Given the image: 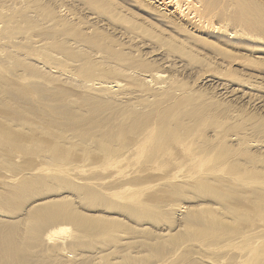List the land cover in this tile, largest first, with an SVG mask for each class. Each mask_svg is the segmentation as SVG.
I'll use <instances>...</instances> for the list:
<instances>
[{
  "label": "bare ground",
  "instance_id": "bare-ground-1",
  "mask_svg": "<svg viewBox=\"0 0 264 264\" xmlns=\"http://www.w3.org/2000/svg\"><path fill=\"white\" fill-rule=\"evenodd\" d=\"M78 1L0 0V264H264V116L178 75L264 110V0Z\"/></svg>",
  "mask_w": 264,
  "mask_h": 264
},
{
  "label": "rangeland",
  "instance_id": "rangeland-1",
  "mask_svg": "<svg viewBox=\"0 0 264 264\" xmlns=\"http://www.w3.org/2000/svg\"><path fill=\"white\" fill-rule=\"evenodd\" d=\"M46 1H47V0H44V2H43V0H42L43 3H46ZM48 1H49V0H48ZM55 1H57L56 4L53 3L54 1L51 2V4L53 3V4L58 5V6H59V5H60V6H61V5L64 6V7H62V9L65 8V10L67 11V13H68V15H69V18H70V17H73V18H71V19H75L74 21L76 22V25L79 26V28H91V27H92V28H96V25L93 24V21L89 19L90 17L94 18L97 22H100L101 24H105L107 21H108V22L110 21V20L108 19V18H109V15H108L107 12H106L107 10L104 9V8H102V10H100V11H94L93 8L90 9L89 7H87V5H84L82 1H81V2L78 1V0H61V1H60V0H59V1H58V0H55ZM113 1H114V0H113ZM117 1H118V0H115L114 3H116ZM118 2H119V1H118ZM60 6H59V7H60ZM59 7H58V8H59ZM58 8H57V9H58ZM101 11H102V13H103V11H105L106 14H107V17H106V15H104V16H100L98 13L101 12ZM103 14H104V13H103ZM100 17H102V18H100ZM72 21H73V20H72ZM39 22H41L42 24L45 23L41 15H39ZM99 26H101V25L99 24ZM99 26L97 25V27H99ZM102 31H103V30H102ZM104 32H106V33H107V32H108V33L111 32V33H112V31H110V30H107V31H104ZM36 60L38 61V59H36ZM201 61H203V60H201ZM201 61H200V62H197V65L200 63L199 66L195 65L196 63H195L194 65H193V63H192L193 66H190L191 63H190L189 66L187 65V69L189 68V70H190V68H191V69H193L194 71H192V70H191V71H188L187 69H185L184 71H181V72L178 71V73H179L178 75L180 76V74H181L182 76H180V77H181L182 79L184 78V80H185V78H186L185 82H186V81L189 82V81H190V78H191V81H192V80H196V77H198V78H197L198 82H197V81H193L194 83L191 82L190 84H189L188 82H186L189 88L192 86V85H191L192 83L194 84L193 87H191L190 89L193 88L192 90L195 89V90L197 91L198 88H199V89L202 88V89H200V90H202V91L199 90V92H203V91L205 92V91H208V90H210V91L213 90L212 93L215 92L216 90H218V91H217V94L219 95V98H217L218 101L216 100V97H218L217 94H214V95H216V96H214V95L211 96L212 93H210V91H208L207 93H210L209 96L211 97L212 100L215 99L217 102H219L220 94H222V93L225 92V91H223V90H224V87H226L225 89H226V91H227L228 94H225L224 96H223V95L221 96L220 102H221L222 104L226 103V100L228 99V105H230V103H231V106H232L233 104H234L235 106H239L238 104H240V106H244V107H242V108H244V110L247 109V110H246L247 112H250V113H254V112H255V114H259V115L264 116V110H258V109H256V107L253 109V107H249V106H247V105L244 104V103L242 104L241 100H239V99L236 98V96H237V97H240V96H241V94H239V93H241L243 87H244L247 83L249 84V82L251 81V80H249V79H251V78H249V79L247 78L249 81H248L247 79H246L245 81H243L242 78H240V76H241V77L244 76V73L242 74L243 71H242L241 69H240V71L238 70V72H237V73L240 72V74H238L239 77H235V78H236L235 80H238V81H235L233 77H232V78H231V77H229V78H222V77L220 76V78H219V76H218L219 73H215V72L213 71V72L215 73V74H214V73L211 71V70H213V67H214V66L210 65V66L207 67V66H206L207 64L205 65V62H202V63H201ZM38 62L41 63L40 60H39ZM201 64H202V66H201ZM88 65H89V67H88L89 71H97V70L94 69V66H98V67L100 68V70H98V72H100L99 74L102 75V72H103V71H102V63H97L93 58H91V62L88 63ZM74 66H76L75 63H74V64L59 63V64L56 65V68H55L54 70H56V71H58V72L60 71L62 74H65V75L70 76L71 74H69V73H67V72H76V71L74 70ZM158 66H159V65H158ZM160 67H161V68H160ZM209 67H210V73L208 72ZM206 68H207L208 70H207ZM211 68H212V69H211ZM259 68H260V66H259ZM204 69H206L208 73L205 72L206 70H204ZM256 69H258V67H257ZM155 70H157L159 73L164 72V70H163V66H161V65H160L159 67L156 66V67H155ZM200 70H201V71H200ZM203 70H204V71H203ZM214 70H215V69H214ZM258 70H259V71L261 70L260 72H263V73H264V65H263L260 69H258ZM258 70H255V71L253 70V72H250V73L253 74V76H254V74H255V75H260V76L263 75L262 77H263V80H264V74H262V73L259 74L260 72H259ZM262 70H263V71H262ZM185 71H187V73H186ZM198 71H200L201 73L204 72V73H207V74H211L210 76L207 75L210 79L207 78L206 75H202V74H201V75H202L201 77H203V76H204V77L202 78V80H199V75H200V73L198 74V76H197L196 73H195V72H198ZM244 71H245V70H244ZM257 71H258V72H257ZM188 72H189V73H188ZM190 72H191L192 75H189ZM193 72L195 73L194 75H193ZM211 72H212V73H211ZM183 73H184V74H183ZM204 73H203V74H204ZM221 73H222V72H221ZM256 73H257V74H256ZM96 74H97V73H96ZM212 74H214V75H212ZM216 74H217V75H216ZM186 76H187V77H186ZM189 76H190V78H188ZM193 76H194V77H193ZM205 76H206V77H205ZM211 76H213V77H211ZM72 77H73V76H72ZM214 77H215V78L217 77V79H214ZM254 77H255V78H254ZM254 77H252V78H254V79H252V81L255 80L256 82H260V80H261V83H264V81L262 82V79H261L260 77H259L258 80H257L256 76H254ZM192 78H193V79H192ZM212 78H213L214 80H213ZM218 78H219V79H218ZM230 78H231V79H230ZM238 78L240 79V82H241V83H244V82H245L246 84L244 83V84H245V85L243 84L244 86H242L241 83H240L241 86H240V84H237L236 82H239V79H238ZM188 79H189V80H188ZM200 79H201V78H200ZM204 79H206V80H204ZM222 79H227V80L230 79L231 82H230V81H227V80H222ZM232 79L234 80V83L232 82V81H233ZM243 79H245V78H243ZM209 80L212 81V82H210L211 84H210L209 82H207V81H209ZM119 81H120V82H119ZM255 81H254V83H256ZM116 82L121 83V85H125V84H126L125 81H123V80H122V81H121V80H117ZM123 82H124V83H123ZM200 82H201V83H200ZM223 82H224L225 86H224V84H223V86H222L221 83H223ZM225 82H227V84H226ZM196 83H197V84H196ZM203 83H204V84H203ZM205 83H206V84H205ZM212 83H214V85H213ZM217 83L220 84V86H218ZM231 83H232V84H231ZM208 84H210V85L208 86ZM234 84H235V85H234ZM50 85H52V84H49V86H50ZM189 85H191V86H189ZM198 85H199V86H198ZM201 85H202L203 87H202ZM233 85H234V86H233ZM194 86H195V87H194ZM197 86H198V87H197ZM204 86H205V87H204ZM207 86H208L209 88H208ZM216 86H217V88H216ZM239 86H240V87H239ZM196 87H197V88H196ZM220 87H221V89H219ZM227 87H229V88L227 89ZM230 87H231L232 89L234 88L233 90H235V93H236V94L233 93L234 91H232V89H231ZM235 87H236V88H235ZM205 88H207V90H206ZM222 88H223V89H222ZM238 89L241 90V91H238ZM228 90H229L230 92H228ZM231 91H232V92H231ZM236 91H237V92H236ZM244 91H245V90H244ZM207 93H205V94H207ZM215 93H216V92H215ZM219 93H220V94H219ZM225 93H226V92H225ZM232 93H233V94H232ZM75 94H76V90H75V93H74V91H67L66 94H62V97H64L63 100L66 102L65 97H66V98H73V97H74L73 95H75ZM202 94H203V95H202ZM205 94H204V93H201V94H200V93H199V94L197 93V94H195V97H198V95H199V97H201V96L203 97ZM231 94H232L235 98H233V96H232ZM230 95H231L232 97H231ZM238 95H239V96H238ZM225 96H229L231 99L228 98V97H226L225 100H222V99H224ZM205 97L209 98V101H212V100L210 99V97H208L207 95H206ZM212 97H213L214 99H213ZM234 99H235V100H234ZM229 100H230V102H229ZM238 101H239L240 103H237ZM212 102H213V101H212ZM220 102H219V103H220ZM221 103H220V104H221ZM236 103H237V104H236ZM256 110H257V111H256ZM256 112H257V113H256ZM258 112H259V113H258ZM261 113H262V114H261ZM244 130H248V129H244ZM204 164H205V165H204ZM204 164H203V165L201 164L200 167H199V169H201V170H202V169H206V167H208V165L210 166V163H204ZM203 167H205V168H203ZM71 231H72V230H71L70 228H67V231H66V232H67V235H66V236H67V237H66V242H67V243H68V242L70 241V239H71V238H70V237H71V234H73Z\"/></svg>",
  "mask_w": 264,
  "mask_h": 264
}]
</instances>
